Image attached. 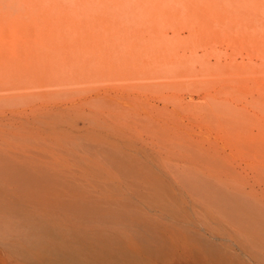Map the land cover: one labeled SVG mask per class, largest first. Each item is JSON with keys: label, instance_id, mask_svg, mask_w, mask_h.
<instances>
[{"label": "bare ground", "instance_id": "6f19581e", "mask_svg": "<svg viewBox=\"0 0 264 264\" xmlns=\"http://www.w3.org/2000/svg\"><path fill=\"white\" fill-rule=\"evenodd\" d=\"M6 4L22 29L0 34V264H264V164L212 147L224 128L258 152L261 126L157 61L132 24L149 0Z\"/></svg>", "mask_w": 264, "mask_h": 264}, {"label": "rangeland", "instance_id": "374dc122", "mask_svg": "<svg viewBox=\"0 0 264 264\" xmlns=\"http://www.w3.org/2000/svg\"><path fill=\"white\" fill-rule=\"evenodd\" d=\"M7 1L0 0V34L3 46L10 48L4 35L8 37L7 31L11 29L9 36H14L19 29H12L13 26L22 29V24L14 21L17 15L7 6ZM149 2L152 16L143 14L133 18L132 24L151 32L153 43L165 54L157 61L192 70L195 88L190 89L191 97L199 99L207 94L211 107L230 104L237 107L242 116L255 117L261 126L263 135L258 152H247L242 141L224 128L218 130L219 140L213 143V149L236 154L231 163L264 164V0ZM59 9L67 12L66 6ZM94 9L106 18L127 12L118 5H96ZM174 35L181 36V43L173 42ZM106 39L114 41L116 36L106 34ZM130 58L132 61L147 59L134 52L130 53ZM108 62L110 66L116 65L115 60ZM210 117L213 120V116ZM210 139L214 142V135ZM136 211L131 212L136 214ZM239 259L248 261V258Z\"/></svg>", "mask_w": 264, "mask_h": 264}]
</instances>
